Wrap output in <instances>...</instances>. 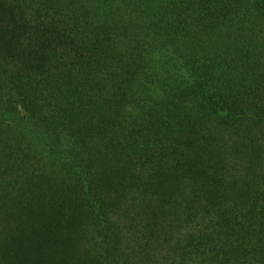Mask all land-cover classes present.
<instances>
[{"label":"trees","instance_id":"obj_1","mask_svg":"<svg viewBox=\"0 0 264 264\" xmlns=\"http://www.w3.org/2000/svg\"><path fill=\"white\" fill-rule=\"evenodd\" d=\"M0 264H264V0H0Z\"/></svg>","mask_w":264,"mask_h":264}]
</instances>
